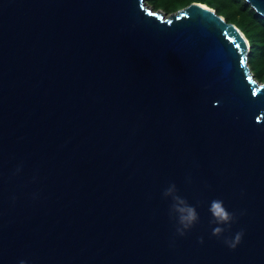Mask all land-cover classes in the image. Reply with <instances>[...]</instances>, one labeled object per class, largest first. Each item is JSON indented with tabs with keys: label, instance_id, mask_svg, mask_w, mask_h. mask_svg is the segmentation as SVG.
<instances>
[{
	"label": "water",
	"instance_id": "water-1",
	"mask_svg": "<svg viewBox=\"0 0 264 264\" xmlns=\"http://www.w3.org/2000/svg\"><path fill=\"white\" fill-rule=\"evenodd\" d=\"M249 48L198 2L0 0V264H264Z\"/></svg>",
	"mask_w": 264,
	"mask_h": 264
},
{
	"label": "trees",
	"instance_id": "trees-1",
	"mask_svg": "<svg viewBox=\"0 0 264 264\" xmlns=\"http://www.w3.org/2000/svg\"><path fill=\"white\" fill-rule=\"evenodd\" d=\"M154 10L166 14L184 8L192 2L205 4L237 26L249 42L247 62L254 78L264 82V17L260 16L244 0H146Z\"/></svg>",
	"mask_w": 264,
	"mask_h": 264
},
{
	"label": "clouds",
	"instance_id": "clouds-1",
	"mask_svg": "<svg viewBox=\"0 0 264 264\" xmlns=\"http://www.w3.org/2000/svg\"><path fill=\"white\" fill-rule=\"evenodd\" d=\"M175 199L177 200V204L174 205V208L180 214L179 222L181 225H183L184 228H188L197 219V214L193 208L183 207L182 205L184 204V201L182 199H180L179 197H176ZM210 210L212 211L218 223H226L232 219L231 215L222 206L221 201H213ZM222 231H223L222 228L216 227L213 229V235H218ZM181 234L183 233L181 232ZM240 235L241 234H237L235 238L236 242H239ZM231 246L235 247V244H232Z\"/></svg>",
	"mask_w": 264,
	"mask_h": 264
},
{
	"label": "snow or ice",
	"instance_id": "snow-or-ice-1",
	"mask_svg": "<svg viewBox=\"0 0 264 264\" xmlns=\"http://www.w3.org/2000/svg\"><path fill=\"white\" fill-rule=\"evenodd\" d=\"M236 46H237L238 48L240 47V45H239V44H237Z\"/></svg>",
	"mask_w": 264,
	"mask_h": 264
}]
</instances>
